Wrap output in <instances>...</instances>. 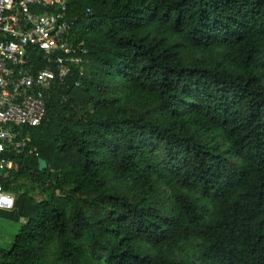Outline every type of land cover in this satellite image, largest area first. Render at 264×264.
Here are the masks:
<instances>
[{
  "label": "trees",
  "instance_id": "obj_1",
  "mask_svg": "<svg viewBox=\"0 0 264 264\" xmlns=\"http://www.w3.org/2000/svg\"><path fill=\"white\" fill-rule=\"evenodd\" d=\"M65 1L83 76L9 155L0 264H264V0Z\"/></svg>",
  "mask_w": 264,
  "mask_h": 264
},
{
  "label": "built area",
  "instance_id": "obj_2",
  "mask_svg": "<svg viewBox=\"0 0 264 264\" xmlns=\"http://www.w3.org/2000/svg\"><path fill=\"white\" fill-rule=\"evenodd\" d=\"M65 0H0V176L16 171L10 153L27 147L25 128L39 126L46 113L45 96L66 83L73 71L83 76L87 53L68 40ZM69 78V79H68ZM80 87L78 79L72 80ZM33 151H29L31 154ZM15 197L0 185V214L14 209Z\"/></svg>",
  "mask_w": 264,
  "mask_h": 264
},
{
  "label": "rangeland",
  "instance_id": "obj_3",
  "mask_svg": "<svg viewBox=\"0 0 264 264\" xmlns=\"http://www.w3.org/2000/svg\"><path fill=\"white\" fill-rule=\"evenodd\" d=\"M184 58L187 64H192L194 62L202 61V57L198 55H195L189 58L185 56ZM204 61H206L207 63H210L208 58H205ZM29 185H30V182L28 180L20 179L19 181L16 182V184L13 185V187L21 186L23 190H26L29 187ZM31 196L37 201L43 200V197L37 191H35L34 193H31ZM16 228H17L16 225H13L12 223L5 221V220H0V235H1L0 240L2 244L11 242L15 234Z\"/></svg>",
  "mask_w": 264,
  "mask_h": 264
},
{
  "label": "water",
  "instance_id": "obj_4",
  "mask_svg": "<svg viewBox=\"0 0 264 264\" xmlns=\"http://www.w3.org/2000/svg\"><path fill=\"white\" fill-rule=\"evenodd\" d=\"M46 167V163L42 160L39 161V170H43Z\"/></svg>",
  "mask_w": 264,
  "mask_h": 264
}]
</instances>
